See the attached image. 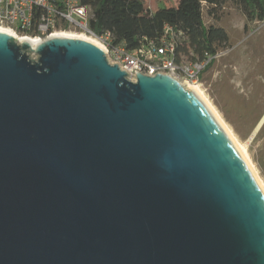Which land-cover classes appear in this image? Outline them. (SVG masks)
Here are the masks:
<instances>
[{
  "label": "water",
  "instance_id": "1",
  "mask_svg": "<svg viewBox=\"0 0 264 264\" xmlns=\"http://www.w3.org/2000/svg\"><path fill=\"white\" fill-rule=\"evenodd\" d=\"M128 74L0 31V264H264V193L213 114Z\"/></svg>",
  "mask_w": 264,
  "mask_h": 264
},
{
  "label": "rangeland",
  "instance_id": "2",
  "mask_svg": "<svg viewBox=\"0 0 264 264\" xmlns=\"http://www.w3.org/2000/svg\"><path fill=\"white\" fill-rule=\"evenodd\" d=\"M141 1L149 9L176 3ZM202 18L206 26L223 28L227 40L217 48L223 53L200 76L201 88L237 141L245 146L264 183V121L249 140L264 115V21H247L231 1L217 5L202 2ZM60 30L84 33L73 27Z\"/></svg>",
  "mask_w": 264,
  "mask_h": 264
},
{
  "label": "built area",
  "instance_id": "3",
  "mask_svg": "<svg viewBox=\"0 0 264 264\" xmlns=\"http://www.w3.org/2000/svg\"><path fill=\"white\" fill-rule=\"evenodd\" d=\"M91 11L80 0H0V25L29 36L45 38L54 31L73 27L97 38L108 62L116 63L135 80L137 72L154 75L168 73L189 84H201L200 76L223 50L206 53L202 58L176 60L181 32L166 24L158 40L147 39L135 49L113 43L110 30L96 35L89 27Z\"/></svg>",
  "mask_w": 264,
  "mask_h": 264
},
{
  "label": "trees",
  "instance_id": "4",
  "mask_svg": "<svg viewBox=\"0 0 264 264\" xmlns=\"http://www.w3.org/2000/svg\"><path fill=\"white\" fill-rule=\"evenodd\" d=\"M225 1L236 4L247 21H264V0H176L173 5H159L155 9L145 7L141 0H80V3L90 9L88 27L96 35L110 30L112 42L123 43L130 50L142 44L144 37L158 40L164 25L174 27L181 32L176 47V60L180 61L202 58L226 42L224 29L206 26L202 18V2L217 5Z\"/></svg>",
  "mask_w": 264,
  "mask_h": 264
},
{
  "label": "bare ground",
  "instance_id": "5",
  "mask_svg": "<svg viewBox=\"0 0 264 264\" xmlns=\"http://www.w3.org/2000/svg\"><path fill=\"white\" fill-rule=\"evenodd\" d=\"M0 31L12 34V36L17 39V40H22V39H26L28 41H30V43L34 46L36 45V43L42 41V39L37 38V37H33V36H29V35H25V34H17L15 31H13L12 29H10L7 26H2L0 25ZM58 35H63V36H75L90 42L95 43L97 46L101 47L103 49L102 44L100 43V41L93 37V36H89L85 33L79 32V33H73V32H68V31H63V30H59V31H54L50 36H58ZM184 84L192 89V91L197 95V97L204 103V105L209 109V111L213 114V116L215 117V119L217 120V122L219 123L220 127L223 129V131L225 132V134L227 135V137L230 139V141L233 143V145L236 147V149L238 150V152L241 154L242 158L244 159L245 163L247 164V166L249 167L250 171L252 172V174L254 175L257 183L259 184L262 192L264 193V183L262 182L261 178L258 176L257 172L255 171L248 155L245 149V146L243 144H241L240 142L237 141V139L235 138V136L232 134L231 130L228 128V126L225 124V122L222 120V118L220 117V115L218 114V112L215 110V108L213 107V105L210 103V101L207 99V97L205 96L203 89L201 88L200 84L194 83V84H189V83H185ZM260 122V121H259ZM259 123L257 124L256 128L253 130L252 134L249 137V140L253 137L254 133L257 131V127H258Z\"/></svg>",
  "mask_w": 264,
  "mask_h": 264
}]
</instances>
